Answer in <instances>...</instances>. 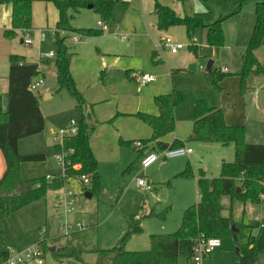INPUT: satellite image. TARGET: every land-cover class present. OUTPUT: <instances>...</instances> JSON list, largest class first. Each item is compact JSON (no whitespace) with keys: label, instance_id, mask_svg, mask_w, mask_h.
Listing matches in <instances>:
<instances>
[{"label":"rangeland","instance_id":"1","mask_svg":"<svg viewBox=\"0 0 264 264\" xmlns=\"http://www.w3.org/2000/svg\"><path fill=\"white\" fill-rule=\"evenodd\" d=\"M137 1L129 0V3L125 4L124 0H116L112 10V20L102 21L103 27L96 26V20L100 18L92 9L71 12L73 16L70 22L73 27L102 30L99 36H81L77 43L73 40L77 33H69L64 43L70 51L76 50L70 65L72 76L86 102L92 104L98 121V127L92 133L90 145L98 160L99 175L104 186V195H91V197H86L79 187H72L75 193L73 212L69 214V219H77L87 224V228L81 230L79 236L74 237L76 239L72 241V244L80 243L78 241L80 239L77 238L84 237L83 239L88 240L95 236L99 248L111 249L119 244L126 231L125 215L132 213L146 215L150 209H154L157 216L143 218V232L133 235L124 244L129 251L148 249L149 234L174 232L180 225L184 210L196 203L195 180L198 170L203 169L208 177H218L222 160H234L233 143L224 145L216 142L187 141L189 143L186 145L194 151L189 157L158 160L142 170L141 152L138 153L139 149L134 144L141 140L137 138L143 134V131L150 128L138 116V113L146 112L153 115L158 113V107L154 101L155 90L165 91V93L172 90L181 92L184 100L176 108L177 115H182L183 119L180 124V136L177 138L186 142L190 135L187 133L188 121L192 124L196 98H204L209 105L217 104L220 99L221 90L209 83L205 76L209 61H212V72L215 74L219 73L224 65L236 69L233 76L239 74L240 69L235 65L242 61L241 54L244 49L237 53L239 49L232 46V40L233 36L239 39L248 20L255 17V0L246 2L239 12H236L237 0H185L184 3L180 0H148L149 6L152 4L151 13L154 12L155 3L158 2L170 7L180 17L200 14L204 23L212 22L219 15H230L222 23L224 44L209 45L206 28L199 26L194 32L195 50L189 48L190 40L186 36L183 25H173L157 32L150 26L151 21L147 20L144 24L140 18V22ZM56 17V9L52 3L33 0L31 22L34 21L36 29H31L32 44L20 42L26 31L19 32L17 36L9 40L11 53L23 56L25 62L38 63L39 74L34 79L41 77L44 80L35 94L38 95L39 107L45 117V128L40 133L23 140L20 152H43L46 154V161L22 163L25 166L23 168L21 166V176L27 180L45 175L59 176L62 173V167L56 161L55 144L59 140L54 141L53 137L56 131L67 127L70 119L78 122L80 117L73 97L65 89L56 91L54 64L58 50L54 36ZM253 26L254 23L252 29ZM142 32L152 41H156L155 45L153 42L151 45L148 40H144L139 35ZM225 35L226 37L229 35L226 40ZM165 37L182 43L184 48L172 56L167 49L163 48L162 41L160 42V38ZM107 45L112 50H120V52L105 54L102 47ZM129 45L133 46L135 54L126 53ZM148 47H151L149 51ZM153 49L158 50V56L155 57L158 59H155L157 62L150 58V51ZM262 49L264 52V47ZM48 52H53L54 56L43 57ZM179 57H186V61ZM190 58H193V61H187ZM111 59L116 60L115 66L110 65ZM192 65L196 66L195 71L189 69ZM127 69H131L134 75L150 74L156 80L139 87L140 84L136 79L126 73ZM175 69L179 71L172 72ZM45 92L50 93L51 96L46 97ZM260 97L264 100V90H261ZM249 99L251 103L248 101V106L251 110L246 111L250 130L249 138L262 140L264 139V119H258L255 100ZM262 111L264 112V106ZM257 125L263 129L261 135L255 134ZM175 131H178L177 128ZM151 145L153 144H148L152 148ZM0 161L4 166V172L5 161L1 151ZM187 164H189L191 175H179ZM140 176L150 180L153 186L151 191H142L136 186L135 180ZM55 196L56 191L49 190L45 197L14 212L9 214L0 212V253L7 248L21 252L32 247L33 243L40 242L46 229L49 238L44 244L46 247L55 250L65 241L72 239L71 233L64 235L58 231L59 219L51 206ZM250 207L246 209L243 218L236 210L234 218L252 226L249 229L252 232L249 238L253 239L259 224L260 211L258 207L254 209ZM165 210L164 218L158 215ZM90 224L94 225L95 231L87 232ZM91 246L92 244H89V247L85 245L84 248ZM97 257L96 252L85 251L79 262H95ZM45 263L60 264L49 250L45 252ZM192 263L185 256H180L177 260V264ZM200 264H234L233 252L217 248L209 256L204 257Z\"/></svg>","mask_w":264,"mask_h":264},{"label":"trees","instance_id":"2","mask_svg":"<svg viewBox=\"0 0 264 264\" xmlns=\"http://www.w3.org/2000/svg\"><path fill=\"white\" fill-rule=\"evenodd\" d=\"M54 5L57 10L55 25V41L58 50L55 57L56 91L65 89L76 101L75 107L80 113L78 132L63 141L64 149L72 148L73 152L67 155L73 165L65 168L64 176H55L48 181L45 176L25 180L21 176V164L25 162L46 161L45 153L20 154L18 141L40 133L45 128V119L39 107L38 95L28 89L30 81L39 74L36 63H26L24 57L18 54H9L10 63L8 71L7 100L3 104L0 93V151L5 161V170L0 177V212L9 214L31 202L45 197L49 190H58L68 182L69 177L86 175L89 184L84 187L91 195H104L103 183L98 173V162L91 147L90 136L96 127L92 119V104L87 103L81 92L77 89L75 80L70 71V62L73 51L64 43L65 37L72 32L81 36H99L101 29L76 28L71 25V12H78L91 5L100 21L110 22L112 10L116 0H44ZM182 3L185 0H180ZM249 0H237L239 12ZM33 0H0V4L11 3V25L3 31V36L12 39L21 31L31 30ZM157 17L156 26L159 30L167 29L173 25H183L186 36L190 40L189 48L195 50V29L204 26L207 30V42L211 46L224 44L222 23L230 15H220L210 23H204L200 14L177 16L166 5L158 2L154 6ZM254 26L248 43L241 54L242 66L239 76V93L243 94L253 86V78L259 76L264 85V64L258 60L255 50L264 41V0H255ZM154 57V55H153ZM128 74V71H126ZM228 74L206 70L205 76L209 83L219 88V82ZM184 95L172 90L167 94L156 95L155 104L159 113L152 115L140 112L138 116L151 128V136L141 140L143 147L138 150L142 153L148 144L153 148L164 149L184 145L174 140L168 144L160 139L175 130L174 110L182 103ZM187 141L216 142L220 144L233 143L234 160H222L218 177L209 178L205 171L198 170L196 190L198 201L188 206L184 212L179 227L172 233L149 234L150 246L146 250L129 251L124 247L125 242L135 234L143 232L142 220L146 216H157L154 209L146 215L132 213L125 215L126 231L117 246L111 249H99L95 236L85 240H78L79 244H72L80 231L71 233L69 239L55 250L44 246L49 240L47 229L38 244L49 250L54 259L82 260L85 251L98 254L94 264H177L180 256H185L192 262V246L198 237L217 238L221 241L224 250L233 252L234 264H259V254L264 249V143H247L245 141V127L243 125H228L225 123L223 111L219 107L209 106L203 98L194 102V115L191 133ZM127 143V142H125ZM57 148V146H55ZM140 153V155H141ZM179 175L190 176L189 164ZM239 187V190L237 189ZM262 205V216L257 226L255 237L249 238L252 228L241 220H235L236 210L241 218L246 209L252 205ZM162 211L158 215L164 218ZM88 231H95L91 225ZM91 234V233H90ZM83 236V235H82ZM61 237V236H58ZM245 239L244 242L242 240ZM95 243V244H94ZM83 244V245H80ZM90 248H84L85 245ZM78 245H80L78 247ZM8 253H0V264L6 259Z\"/></svg>","mask_w":264,"mask_h":264},{"label":"crops","instance_id":"3","mask_svg":"<svg viewBox=\"0 0 264 264\" xmlns=\"http://www.w3.org/2000/svg\"><path fill=\"white\" fill-rule=\"evenodd\" d=\"M148 2H149L148 0H138L137 1V5H138V8H139L138 18H139V20L141 18V20H142V22L144 24H146L147 20L148 21H151L152 23L150 24V26L152 27V29L153 30H156L157 32H159L160 30L156 26L157 17L154 14V12L151 13L152 4H151V6H149ZM46 3H48V2H46ZM124 3L125 4L129 3V0H124ZM254 4H255V1H254ZM11 8H12L11 3L0 4V93L2 95L3 104H5L6 103V100H7L8 71H9V66H10V63H9V60H8V56H9V54H11L10 45H9V40L10 39H7V38H5L3 36V31L5 29L10 28V25H11ZM83 9H89V8H83ZM56 13H57V10H56ZM33 20H34V11H33ZM56 20H57V17H56ZM141 20H140V22H141ZM98 21H99V19L96 20V26L97 27H99V25L97 24ZM254 21H255V17H253L252 19H249L248 20V22L245 25V28H244L243 32L240 34L239 39L238 38H235L233 36L232 46L235 47L236 49H239V52H237V53H240L243 49H245V47L247 45V42L249 40V37L251 35L250 33H251V30H252V25H253ZM31 28L32 29H36V24L34 23V21L31 22ZM96 29H99V28H96ZM119 29H120V27L118 28V30ZM235 33H237V31ZM139 35L142 38H144V40H148L151 45H153L152 42L155 45V42L156 41H152V39H149L144 34V32L140 33ZM140 36L138 38H140ZM227 37H229V35H227ZM227 37L225 35V40H226ZM162 39L163 38H160V42L162 41ZM77 42H74V43H77ZM263 47H264V41H263V44L255 50V55L258 58V60L264 64V52H263V49H262ZM149 49H151V47H148L147 48L148 51H149ZM78 50H79V48H78ZM102 50H103V52L105 54H107V53H115L116 51H119L120 52V50H112L108 45L107 46H103L102 47ZM75 52H76V50L75 51L73 50V54ZM126 53L127 54H135L136 51L133 49V46L132 45H129L128 46V49L126 50ZM142 54L144 55V52H142ZM169 54H171L173 56V55L178 54V51L176 53L169 52ZM153 55H154V57H153ZM156 56H158V50L157 49L156 50H154V49L151 50L150 51V58L152 59V61L153 60L154 61L158 60V59L155 58ZM179 58L181 60H185L186 61V57H179ZM115 61H116L115 59H111L110 65H114L115 66V64H114ZM187 61H190L191 62V61H193V58L187 59ZM26 63H28V62H26ZM70 65H71V62H70ZM241 66H242V61L241 62H237L236 65H235V67L239 68L240 70H241ZM150 69L154 70L151 67H150ZM195 69H196V66H195ZM211 69H212V65H211ZM240 70H239V72H240ZM70 71H71V69H70ZM126 71H128V74L130 75L131 78L136 79L137 82L139 81V77H140V75L142 73L141 74L139 73L138 75H134V74H132V70L131 69H127ZM177 71H179V69L172 70V72H177ZM192 71H195V70H192ZM219 73H221V71ZM71 74H72V72H71ZM233 75L234 74H228V75H226L219 82V89L221 90L220 91V99H219V102L217 104H212L211 103V105H209V104L208 105L209 106L217 105V106H219V108L222 109V111H223V117H224V120H225V123L226 124H228V125H243L245 127V140H246V142H248V143H264V139H262V140H253V139H250L249 138V132H250V130L248 128V118H247V113H246L247 109L248 110H251V108L248 106V101H250L249 98H251V99H254L255 100V110H256V112H258L257 113L258 119H260V120H263L264 119V112L262 111L263 106H264V100H261V97H260L261 90H264V85L262 84V80H261V78L259 76L254 77L253 78V86H252V88L249 89V90H247L245 93L240 94L239 93V76H238V74H236V76H233ZM75 83H76V81H75ZM142 86H144V85H139V87H142ZM154 93H156L155 96L156 95H161L162 93L167 94V93H165V91H161V90H155ZM44 94H45L46 97H50L51 96V94L48 93V92H45ZM196 99H198V98H196ZM38 100H39V98H38ZM250 103H251V101H250ZM213 107H216V106H213ZM151 111H153V110H151ZM174 112H175L174 113L175 114L174 116L176 117V119H175V129L177 128L178 131H175L174 130L173 132H170L169 135L166 134L165 136H163L160 140L161 141H164V142H166L168 144H171L174 140H177V141L183 142V144L186 145L187 143H189V142H187V140H186V142H184L183 140H180V139L177 138V136H180V124L182 122L183 117H182V115L181 116H178L177 115V108L174 110ZM143 113H146V112H143ZM158 113H159V110H158ZM157 114L154 113V115H157ZM152 115H153V113H152ZM91 116H92V119L93 120H95L96 122H98L97 119L95 118V115H94L93 106H92ZM44 119H45V117H44ZM192 125H193V121H192V124H190V121H188L187 133H189V134L191 133ZM97 127H98V124L96 123L95 129ZM144 128H146V127H144ZM151 133H152L151 128H150V130L149 129L148 130H144L143 131V134H141L139 136V138H137V139H141V140L148 139L151 136ZM262 133H263L262 127L261 126L258 127V125H257L256 130H255V134L256 135H261ZM91 136H92V134H91ZM91 136H90V139H91ZM29 137H31V136H29ZM26 138H28V137H26ZM26 138H22V139H20L18 141V151H19V153L20 154L41 153V152L21 153L20 152L21 142H24L23 140H25ZM190 142H192V141H190ZM89 143H90V140H89ZM90 147H91V145H90ZM91 149H92V147H91ZM153 149L155 150V149H159V148H153V146L151 148L150 146H148L141 153V158L144 155H146L148 152L152 151ZM193 152L194 151L192 149V152L190 154H192ZM189 156H187V157H189ZM97 162H98V160H97ZM21 166L23 168V166H25V165L21 164ZM3 168H4V166L2 165V163L0 161V175L3 172ZM98 173H99V169H98ZM205 174H206V172H205ZM209 178H211V177H209ZM25 180H27V179H25ZM195 185H196V180H195ZM196 194H197V190H196ZM197 201H198V195H197ZM263 205H264V203H263ZM256 207H258L259 208V211H260V216L258 218L259 219V222H260V219H261V216H262V205H260V204L252 205L250 208H253L254 209ZM236 221H239V220H236ZM90 226H91V224H90ZM248 232H250V231L247 230V233ZM251 235H252V232H251ZM244 241H245V239L242 240V242H244ZM33 244H35V243H33ZM131 248H133V247H131ZM99 249H101V248H99ZM258 258H259L258 259L259 260V264H264V249L259 254V257ZM94 263L95 262H92V261H89V262H86L85 261V263H83V262H79V261H76V260H64V261L60 262V264H94ZM44 264H46V263H44Z\"/></svg>","mask_w":264,"mask_h":264},{"label":"built area","instance_id":"4","mask_svg":"<svg viewBox=\"0 0 264 264\" xmlns=\"http://www.w3.org/2000/svg\"><path fill=\"white\" fill-rule=\"evenodd\" d=\"M97 24L100 27H103V22L98 21ZM31 30H26L25 36L23 38V42L27 45H31L32 41L30 39ZM81 38V34L77 33L74 36V42L79 41ZM163 48L167 49L171 53H176L180 49L184 48V45L180 42L174 41L170 37H165L162 39ZM54 56L53 52H48L43 57L51 58ZM39 68V64L37 63V69ZM221 73L223 74H235L236 70L229 65H224L220 68ZM240 73V72H238ZM156 79L154 76L142 73L139 77L140 85H147L149 83L154 82ZM44 83L43 78L39 77L37 79H32L28 85V89L30 91L35 92L37 88ZM78 132V122L74 119H70L67 127L62 128L56 131L54 135V141L59 140L55 146H57V155L56 161L58 165L62 167V173L59 176L65 175V168L67 166L73 165L74 168H78V164H72L70 159L67 158V155L73 152L72 148L64 149L63 141L67 137H72L76 135ZM135 147L138 149L142 148L143 142L138 140L135 142ZM192 152V148L187 145H181L177 147H166L164 149L152 150L144 155L141 160V168L144 170L153 162L158 160H165L168 158L179 157V156H189ZM46 179L51 180L54 179L55 175H45ZM68 182L64 184L60 189L56 190V196L51 203V206L54 209L55 216L59 219V232L64 235H69L70 233L81 231L87 228V224L81 222L77 219L70 220L69 214L73 212V196L74 190L72 187H79L81 192H84V187L89 184V178L86 175H80L79 177L73 178L69 177ZM136 186L142 191H151L153 189L152 183L145 177L140 176L135 180ZM221 247V241L217 238H207V237H198L195 243L192 246V262L195 264H200L204 257H207L211 254V252ZM8 255L6 259L1 264H44L45 263V251L38 244H34L32 247L27 248L21 252H15L11 248L6 249Z\"/></svg>","mask_w":264,"mask_h":264},{"label":"water","instance_id":"5","mask_svg":"<svg viewBox=\"0 0 264 264\" xmlns=\"http://www.w3.org/2000/svg\"><path fill=\"white\" fill-rule=\"evenodd\" d=\"M87 8L91 9V5H88ZM20 42L22 43L23 40L21 39ZM211 65H212V61H209L208 63V66H207V69L210 70L211 69ZM190 70H195V65H192V67L189 68ZM239 190V187L237 188ZM84 195L86 197H91V193L88 192V191H84ZM192 264H195V263H192Z\"/></svg>","mask_w":264,"mask_h":264}]
</instances>
